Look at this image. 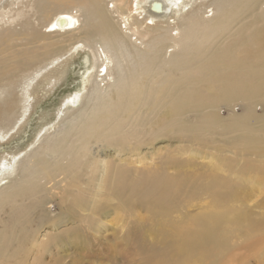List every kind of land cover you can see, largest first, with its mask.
Returning <instances> with one entry per match:
<instances>
[{"label":"rangeland","instance_id":"1","mask_svg":"<svg viewBox=\"0 0 264 264\" xmlns=\"http://www.w3.org/2000/svg\"><path fill=\"white\" fill-rule=\"evenodd\" d=\"M110 1L107 3L112 8ZM0 7L6 16L0 22V31L10 25L21 29V17L15 15L21 9L26 18L31 17L40 28L48 29L42 26V12L38 7L32 8L30 0H0ZM78 14L81 30L76 36L86 24L82 11ZM211 14L209 9L205 16ZM230 27L233 32L232 26L228 30ZM251 42L255 44L249 39ZM89 56L92 57L90 53ZM241 59L249 67L254 61L255 70L264 72L262 58L250 45L244 47ZM178 60L166 64L170 70L162 75V84L169 86L183 80L189 87L198 88L191 92L196 95L186 112L160 128L155 138L145 134L147 138L140 142L138 150L118 153L112 144L104 148L90 144L84 159L75 166L68 161L63 163L62 166L79 173L60 183L62 191L58 188L57 193L50 190L53 182L47 185L38 172L25 178L34 169L32 159H40L39 166L43 158L41 150L33 158L23 159L38 145L37 140L32 142L41 128L40 114L32 115L24 131L8 144L9 150H22L32 143L17 159L10 182H0V190L19 184L8 193L9 199L0 210V215L8 217L4 231L0 232L4 237L0 243V264H264V85L256 87L247 99H227L218 80L227 74L229 82L238 81L243 70L235 73L236 60H210L211 65L205 70L192 68L188 72L189 64H183L181 57ZM78 61L81 66L83 59ZM37 62L28 66H36L40 61ZM80 68L70 69L66 82L38 107L40 113L54 111L64 95L82 88ZM197 75V80L187 79ZM93 95L85 98L84 109L92 103ZM80 104L77 102L75 109H81ZM72 116L63 124L62 117L55 119L60 125L55 123L52 131L68 127ZM116 118L115 115L110 120ZM126 129L127 126L123 128ZM52 131L47 139L52 137ZM95 157H108L112 165L134 169V174L122 176L123 180L120 177L121 184H113L109 171L102 181L103 168L89 162ZM150 170L157 171L159 181L173 182L169 191L143 185ZM137 171L140 173L136 174ZM130 176L135 179L131 181ZM102 221L107 225L103 226ZM17 222L20 226L14 234Z\"/></svg>","mask_w":264,"mask_h":264},{"label":"bare ground","instance_id":"2","mask_svg":"<svg viewBox=\"0 0 264 264\" xmlns=\"http://www.w3.org/2000/svg\"><path fill=\"white\" fill-rule=\"evenodd\" d=\"M110 2L112 8L107 0H30V6L38 7L42 12V26L48 29L43 30L31 17L26 18L21 9L15 14L21 17V29L10 25L0 31V182L7 179L10 182L17 159L36 140V148L23 159L33 158L41 150L43 158L39 166L37 162L40 159H32L34 169L25 178L38 172L43 175L41 181L44 179L47 185L53 182L50 190L54 193H57L60 183L73 177L75 172L79 173L76 169L62 166L63 163L68 161L75 166L84 159L90 144L91 147L102 148L112 144L118 153L125 149L138 150L146 135L155 138L160 128L182 116L193 103L196 94L191 92L198 88L189 87L183 80L174 81L177 83L169 86L162 84L165 81L162 75L170 70L166 64L180 62L178 57L182 58L183 64H189L186 72L192 68L203 71L211 65L210 60L213 63H223L229 58L236 60L238 70L235 73L243 70L244 75H238L235 83L227 80V74L218 80L227 99H247L252 97L256 87L264 85V72L255 70L254 61L250 67L248 63H241L246 45L254 48L264 63V0ZM209 9L211 17L205 16ZM78 11H82V20L86 24L76 36L75 33L81 30ZM215 12H218L216 16ZM5 17V12L0 9V22ZM229 26L233 32H230L231 27L228 30ZM64 35L70 36L69 40L51 39ZM249 39L255 44H249ZM15 41L20 43L12 45ZM247 50L251 52L252 49ZM80 57L83 59L81 66ZM250 57L254 60L255 53ZM34 61L40 63L29 67ZM73 64L81 67L78 76L82 88L64 95L54 111L40 113L38 107L66 82ZM173 74L179 72L173 71ZM198 78L197 75L187 79ZM89 94H94L92 103L84 109V100ZM77 102L81 103V109H75ZM77 110L81 112L74 116L79 112ZM34 113L40 114L41 124L38 134L34 135L36 138L22 150L18 147L9 150L10 141L24 131ZM115 115L117 118L110 120ZM68 116L73 117L68 121V127L60 126L52 131L60 117V124H63ZM50 130L54 133L47 139L51 135ZM89 162L103 168L102 181L106 180L109 171L112 172L113 184H121L120 177L123 180L122 176L134 174V169L112 165L108 157H95ZM156 173L148 171L143 185L157 187L162 192L169 191L173 182L170 179L159 181ZM133 178L130 176L131 181ZM27 181L32 183L30 179ZM18 185L12 184L0 190V210L9 199L8 193ZM95 212L100 214L101 210ZM7 221L6 215H0V222L5 224L0 225V232L4 231ZM102 224L107 225L103 221ZM19 226L17 222L14 234ZM2 240L4 237L0 234V243Z\"/></svg>","mask_w":264,"mask_h":264}]
</instances>
